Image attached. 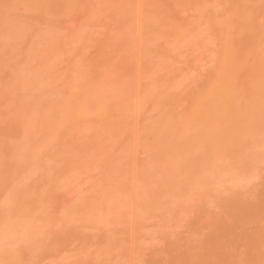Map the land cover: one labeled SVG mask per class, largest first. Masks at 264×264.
<instances>
[{
    "label": "bare ground",
    "instance_id": "bare-ground-1",
    "mask_svg": "<svg viewBox=\"0 0 264 264\" xmlns=\"http://www.w3.org/2000/svg\"><path fill=\"white\" fill-rule=\"evenodd\" d=\"M0 264H264V0H0Z\"/></svg>",
    "mask_w": 264,
    "mask_h": 264
},
{
    "label": "rangeland",
    "instance_id": "rangeland-1",
    "mask_svg": "<svg viewBox=\"0 0 264 264\" xmlns=\"http://www.w3.org/2000/svg\"><path fill=\"white\" fill-rule=\"evenodd\" d=\"M78 16H80V17H78ZM76 18L78 17L79 19L81 18V15L79 14V15H77V16H75Z\"/></svg>",
    "mask_w": 264,
    "mask_h": 264
}]
</instances>
